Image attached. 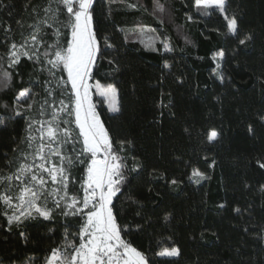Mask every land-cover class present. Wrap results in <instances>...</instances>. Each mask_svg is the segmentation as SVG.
Listing matches in <instances>:
<instances>
[{"label": "trees", "instance_id": "obj_1", "mask_svg": "<svg viewBox=\"0 0 264 264\" xmlns=\"http://www.w3.org/2000/svg\"><path fill=\"white\" fill-rule=\"evenodd\" d=\"M27 2L3 0L0 23L11 24L17 33V20L31 23ZM160 2L167 11L156 15L153 0L95 2L98 30L111 38L114 48L105 49L102 43L103 55L90 81L115 85L121 110L111 112L95 94L92 101L114 145L122 139L132 141L121 153L128 157V168L135 163L132 156L143 164L138 172H126L125 195L115 201L117 209H123L120 222L133 230L143 223L135 216L136 205L125 201L131 191L142 202L145 217L152 218L142 232L128 237L134 246L149 256L171 243L181 249L177 258L156 257L159 264H264V242L256 238L264 228V171L256 165L264 156V124L258 119L264 114V0H228L227 13L238 18L240 38L254 37L245 45L227 32L218 10L203 16L194 0ZM133 4L137 7H130ZM165 41L172 51L164 48ZM220 50L224 57L213 60ZM165 62L171 67L164 68ZM32 68L24 60L19 71L25 83L16 78L11 90L0 91V105H11L15 93L28 86ZM221 72L223 83L217 79ZM250 123L255 136L247 132ZM24 127L17 117L6 129L0 128V166L4 154H12L24 135ZM213 127L221 132L220 138L207 142L204 132ZM192 167L209 178L199 184L189 180ZM153 169L179 183L170 186L150 176ZM165 212L172 214L168 223L161 219ZM64 223L60 217L27 221L22 229L8 232L0 217V259L8 264L10 258L26 254L48 255L61 242ZM75 224L73 220L70 231H76ZM21 230L28 236L27 244L18 235Z\"/></svg>", "mask_w": 264, "mask_h": 264}, {"label": "snow or ice", "instance_id": "obj_2", "mask_svg": "<svg viewBox=\"0 0 264 264\" xmlns=\"http://www.w3.org/2000/svg\"><path fill=\"white\" fill-rule=\"evenodd\" d=\"M95 2L44 0L33 4L28 0L25 11L31 8V23L17 20L18 33L11 24L0 23V91L11 90L16 78L19 83H25L19 71L24 60L33 66L26 82L28 86L15 93L11 105L7 102L0 105L4 109L0 128L6 129L17 117L25 124L24 135L14 144L12 154H4V164L0 166V217L5 220L8 232L22 229L27 221L52 222L57 217L65 221L63 238L48 255L26 254L10 258L8 264H159L156 257L182 255L175 243L161 247L152 256L134 246L128 237L134 231L142 232L152 218L145 217L142 202L131 191L125 201L130 206L136 205L135 216L143 223L133 230L129 224L120 222L123 209H117L115 201L125 195L126 172H138L143 164L132 156L135 163L128 168V157L121 153L131 148L132 141L122 139L114 145L91 100L90 89L94 87L108 101L111 112L121 110L115 85H102L99 80L94 85L89 83L103 55L102 43L105 49L114 48L111 38L98 30ZM194 3L203 16L211 15L210 9L218 10L226 21L227 32L237 38L239 45L254 39L251 34L240 38L238 18L227 13L228 0H194ZM4 6L0 0V8ZM166 11L160 0H153V15ZM152 39L149 38L150 42ZM164 48L172 51L167 41ZM224 55L220 50L212 59ZM170 67L164 63V68ZM217 79L224 82L222 72ZM258 119L264 124V114ZM247 132L256 135L254 124L247 125ZM220 135L214 127L204 132L207 142L217 141ZM256 165L264 171V156ZM149 175L165 180L170 186L179 183L156 169ZM208 178L205 172L192 167L189 180L199 184ZM260 191L264 193V185H260ZM219 207L223 209L225 205ZM234 211L239 214L242 210L237 207ZM171 216L165 212L161 219L168 223ZM73 220L76 221L74 232L70 231ZM18 235L28 243L25 231H19ZM256 238L264 242V228L256 233ZM0 264H4L2 259Z\"/></svg>", "mask_w": 264, "mask_h": 264}, {"label": "rangeland", "instance_id": "obj_3", "mask_svg": "<svg viewBox=\"0 0 264 264\" xmlns=\"http://www.w3.org/2000/svg\"><path fill=\"white\" fill-rule=\"evenodd\" d=\"M89 83L93 84V85L95 84V82H91L90 80H89ZM90 93H91V100H92V95L95 94L97 96V98L101 99L104 102V104L108 107V101L104 97L100 96L94 87L90 89ZM92 103H93V101H92ZM75 191H77V190H74L73 192H75Z\"/></svg>", "mask_w": 264, "mask_h": 264}]
</instances>
